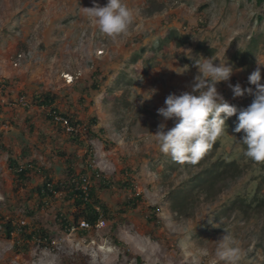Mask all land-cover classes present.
Masks as SVG:
<instances>
[{
  "label": "rangeland",
  "instance_id": "374dc122",
  "mask_svg": "<svg viewBox=\"0 0 264 264\" xmlns=\"http://www.w3.org/2000/svg\"><path fill=\"white\" fill-rule=\"evenodd\" d=\"M97 2L103 6L107 0ZM123 3L135 19L113 39L86 15L93 0H0V216L17 226L9 239L0 221V264H136L138 258L143 264H224L215 251L225 228L241 250L239 264H264V209L232 207L233 200L251 198L256 189L264 194V162L243 155V133L226 126L195 163H177L160 152L154 134L166 97L190 90L195 58L228 61L234 68L230 83L251 86L248 76L257 58L264 62V2ZM261 72L264 82V68ZM217 87L240 109L254 99L249 94L234 99L229 82ZM45 92L55 95L59 111L83 122L75 129L80 140L35 102ZM92 116L98 118L95 136L87 129ZM231 119L236 124L237 117ZM62 151L84 164L87 174L96 170L111 182L98 187L115 213L105 218V227L83 230L73 224L63 232L55 212L62 209L70 218L77 212L67 191L42 200L37 189L47 176L64 177ZM10 156L24 164L36 161L26 180L17 178ZM222 158L237 159L241 174L217 182L211 193L197 189L191 182L196 174ZM128 177L147 205L160 207V226L146 221V207L118 211L134 192L118 181ZM26 224L46 226L55 234L52 241L37 235L25 249L18 238Z\"/></svg>",
  "mask_w": 264,
  "mask_h": 264
},
{
  "label": "clouds",
  "instance_id": "9594fccd",
  "mask_svg": "<svg viewBox=\"0 0 264 264\" xmlns=\"http://www.w3.org/2000/svg\"><path fill=\"white\" fill-rule=\"evenodd\" d=\"M85 13L94 20L101 33L113 39L125 34L135 19L134 12L123 0H107L103 6L93 0V6L85 7ZM257 64L248 76V84L254 87H243L240 83H230L234 68L228 61L211 57L193 59L197 72L188 85L190 90L179 95L169 94L164 106L157 109L163 118L154 133L160 152L170 155L177 163H195L223 135L228 126L226 121L236 116L233 132L243 133L240 139L245 146L243 155L253 162H264V82L261 72L264 62L257 58ZM220 82H229L234 99L253 95L252 103L243 109L231 104L218 91ZM155 92L146 98L143 96L140 103L150 100ZM168 121L174 126L169 128ZM215 256L224 264H239L241 250L235 246L226 228L218 239Z\"/></svg>",
  "mask_w": 264,
  "mask_h": 264
},
{
  "label": "trees",
  "instance_id": "16d2710c",
  "mask_svg": "<svg viewBox=\"0 0 264 264\" xmlns=\"http://www.w3.org/2000/svg\"><path fill=\"white\" fill-rule=\"evenodd\" d=\"M264 0H258L259 4H262ZM96 74L101 76L97 71ZM95 87H98V82L93 84ZM4 87H7L8 84H4ZM35 102L40 106H46L48 111L50 112V118L55 119V113L58 115H62L68 118L75 129L82 124L81 120H75L70 117V113L59 111L55 105V95L51 92H45L37 96L35 98ZM56 120V119H55ZM98 122L97 116H92L91 120L87 123L88 133L91 136H95L96 134L93 132V127ZM227 125H235L234 121L231 117L226 121ZM71 135H75L76 140H80L79 133L74 130L70 133ZM211 147H214L212 145ZM91 149V147L89 148ZM90 152H92L90 150ZM59 155H62L65 158L66 168L65 174L63 178H59L56 181L54 177L47 176L44 183L38 186V192L42 197V200L47 197H52L58 192L67 191V196L69 200H71L72 206L76 207L77 212L74 213V217L70 218L69 216L63 213L62 209H58L55 212L54 218H56V223L60 226V229L63 232H66L70 229L73 224L79 225L81 220H87L88 222L95 224L101 216L104 218H111L115 213L112 211V208L105 202L103 196L99 195V188L105 189V187H109L111 182H107V180L103 176H99L98 171L92 170L93 174H91V186L89 188L88 197L86 198L85 193L80 188V178L81 175L87 174V167L82 164H76L74 161V157L68 156L65 151L59 152ZM87 155V154H86ZM93 158L90 157L91 161ZM92 164V162H90ZM9 165L15 172L17 178L21 180H26L28 178V174L31 171L32 167L34 168L37 164L35 160L31 162H26V164L18 161L13 156L9 158ZM243 168L238 162L237 159L226 160L224 158L215 160L211 167L205 168L196 174V176L192 179L191 182H195L197 189H203L207 193H211V188L215 186V184L219 181H226L230 177L235 178L241 174ZM92 178L94 179V183L92 182ZM119 183L122 184V187L127 189L134 190L133 194L130 198L122 205H119L118 211L120 213H124L127 209L137 210L141 207H146L148 209L146 221L150 224H156L160 226L161 222V214L160 207L158 205H147V198L144 194L139 193L134 188V180L132 178L119 179ZM181 192L178 193L174 199L177 202H181ZM177 198L179 200H177ZM99 207L101 210L97 209ZM148 207V208H147ZM232 207L238 209H245V211L249 210H263L264 209V194L260 193L256 189L254 195L251 198L247 196H239L237 199L232 201ZM0 221L2 222V227L4 228V232L9 239H12V234L17 230L16 224H14L13 220L6 219L5 216H0ZM20 236L18 239H22L23 247L28 249L30 246V241L34 239L37 235H40L48 240L50 243L52 241V237L54 232L50 229H47L46 226L37 227L36 225L26 224L22 226L20 229ZM43 234V235H42ZM18 239L15 240L14 248L18 249ZM136 264H143L142 260L138 258Z\"/></svg>",
  "mask_w": 264,
  "mask_h": 264
},
{
  "label": "built area",
  "instance_id": "2783aa9c",
  "mask_svg": "<svg viewBox=\"0 0 264 264\" xmlns=\"http://www.w3.org/2000/svg\"><path fill=\"white\" fill-rule=\"evenodd\" d=\"M55 119L62 124H64L65 127H67L68 131L72 132L75 130V127L72 126L70 120L62 115H58L55 113ZM92 165V164H91ZM80 188L85 193L86 198L88 197L89 188L91 186V176L90 174H83L80 178ZM97 209L100 211L101 209L97 207ZM106 220L103 216L100 217V219L95 223L92 224L88 222L87 220H81L79 224V228L83 230H92V229H101L106 226Z\"/></svg>",
  "mask_w": 264,
  "mask_h": 264
}]
</instances>
